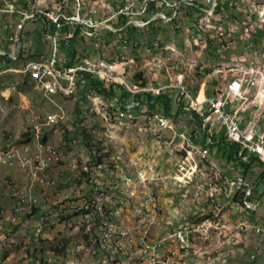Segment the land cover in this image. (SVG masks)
I'll return each instance as SVG.
<instances>
[{
	"label": "built area",
	"instance_id": "2783aa9c",
	"mask_svg": "<svg viewBox=\"0 0 264 264\" xmlns=\"http://www.w3.org/2000/svg\"><path fill=\"white\" fill-rule=\"evenodd\" d=\"M33 1L0 0V53L17 58L31 49H41L35 48L26 31L28 25L40 24L42 37L50 47V59H37L26 67L47 97H51L50 80L61 75L60 84H68V92L75 93L73 117L68 122L75 129L80 117H88L89 125L106 124L105 134H92L95 145L102 147L106 169H98L93 148H87L90 178L88 183H80L74 172V158L55 155L54 147L44 140V131L54 127L45 128L35 116V109L29 108V121L42 129L40 148L45 161L43 170H35L31 201L22 200L21 190L9 192L5 188L8 199H19V211L9 223L0 224V242L28 229L37 234V243L54 246L35 264L80 261L81 235L95 238L96 224L103 222V207L117 203L120 214L112 221L125 222L123 234L138 229L137 241L132 245L124 241L113 244L116 229L109 230V243H97L95 264H125L127 256L117 252V245L131 246L135 255L145 254L143 264L198 263L202 252L196 242L202 236L218 237L221 246L249 243L252 239L262 246L264 10L241 0H80V13L72 14V0H42L41 9H33ZM55 10H62V17H55ZM215 14H222V19L237 16L238 22L247 26V33H238L231 26L221 27ZM248 22H255V29H248ZM162 38L178 44L181 55L170 57L167 46H161ZM134 53H145V60L130 65V76H123L120 58ZM147 55H157V62L148 63ZM151 68H158V75H151ZM191 71L198 77L220 78H201L198 89H180L179 81ZM139 78L153 79V87L135 88ZM203 83L223 86L211 90L212 101L206 105L189 108V101L201 97ZM159 96L196 116L195 123H190L193 118L187 121L190 130L176 124L181 118H176L177 110L170 114L159 110L162 122L146 119L133 124L145 127L147 137L122 138L112 132L116 119L142 109H155L154 97ZM98 105H110L111 114L98 113ZM39 109L52 110L58 118V107ZM165 124H175L176 134L167 133ZM59 135L61 146L70 143ZM185 141L199 145V152L209 164L216 163L208 147L223 143L234 146L237 164L247 168L249 174L227 176L233 180V190L222 185L216 192H209L210 179L202 178L183 153ZM113 146H120L118 156H111ZM59 162H67V171L59 179L63 180L61 193L50 198L45 180H50ZM13 165L14 156L0 154V176L10 179ZM253 176L258 182L251 179ZM75 184H82V192H75ZM214 195H222L224 215L217 224H209ZM200 201L208 207L205 215L189 219L188 202L196 205ZM66 225H74V232H66ZM210 225H219L221 235L211 233ZM176 237H186L189 242L185 262H178ZM257 257L254 252L250 256L252 261Z\"/></svg>",
	"mask_w": 264,
	"mask_h": 264
},
{
	"label": "rangeland",
	"instance_id": "374dc122",
	"mask_svg": "<svg viewBox=\"0 0 264 264\" xmlns=\"http://www.w3.org/2000/svg\"><path fill=\"white\" fill-rule=\"evenodd\" d=\"M76 0L71 1V13L73 10H78L79 4H75ZM85 3H92V0H84ZM41 5V3H40ZM57 13V10H55ZM40 24L36 27L28 25L26 28L29 32L30 40L35 44V48H41L43 50L44 55L30 57L32 54L36 52H32L29 50L26 52V55L29 59H36L41 57H50V47L44 41L42 34L39 30ZM166 39V38H164ZM175 43H173L174 45ZM166 46V43H165ZM175 47L179 50L181 47L176 44ZM180 51V50H179ZM145 55V53H143ZM154 60L156 63V57L153 55H147ZM140 59H145L143 55L140 56ZM136 60V59H135ZM3 61V62H2ZM6 63H5V62ZM138 62V60H136ZM4 63V64H3ZM7 60H0V68L7 67ZM130 76V72H129ZM11 77V79H10ZM30 77H21L17 75L13 76H0L2 81L0 82V149L10 150L14 148H19L23 145L26 135L23 133L22 126L25 125L30 131L37 126L33 121H29V112L27 111L29 108L35 109V116L42 120V122H46V118L49 116H54L52 110H43L39 108H51L58 107V116L63 117L67 116L69 120H72L73 117V108L75 102V96L70 99H65L61 97L59 94L55 96H51L53 98H60L61 101L58 103V100L53 99L51 97H47L44 93L43 89H39V81L33 78L35 82V86L30 89V86L24 88V90L19 91L18 84ZM201 78L205 81L218 80L220 76H196L195 71L188 72L186 74V84L189 88H199L201 85ZM137 82V81H135ZM27 83V82H25ZM28 84H33L30 79H28ZM50 82V87H51ZM223 85L219 84H208L207 89L209 92L214 89H221ZM16 87V91L11 92L10 97L2 96V91H5L11 88ZM204 88V87H203ZM205 97H198V100H201ZM67 102V103H65ZM29 105V106H28ZM101 106V105H98ZM177 108L173 107V111H176ZM143 114V115H142ZM154 114H161L160 112H147L142 111L139 120L136 119L135 122H130L125 116L122 118H118L115 121V124L112 125V131L115 134H121L122 138L128 137L131 138H144L147 137V129L145 127H141L133 124H140L143 118L149 119L150 116ZM188 115H181V118L176 120V124L186 130H190L189 123L186 122ZM88 117H80L76 121V129L72 126V133L69 134V138L76 139L82 135L88 137L89 140H93L95 137L92 134H98L105 130L106 124H90L89 125ZM145 120H143L145 122ZM154 122H159L156 119H153ZM44 122V123H45ZM130 122V123H129ZM171 125V126H169ZM45 127V128H52ZM32 128V129H31ZM168 128V129H167ZM167 129V130H166ZM176 126L175 124H165V131L169 134H176ZM47 136L53 145H57L58 149L66 154H70L75 151V148L70 147V143H63L60 145V135L56 133V129H47ZM169 131V132H168ZM56 133V134H55ZM21 138V143L15 142L16 139ZM66 140V138H64ZM70 142L69 140H67ZM67 144V145H66ZM195 142L185 141L183 144V153L187 154V157L195 164L196 172L202 176L204 179H210L208 183V191L213 192L215 187L218 184L223 183L228 177H232L235 175H243L244 169L242 167L236 166L238 165L235 160V155L232 154L231 150L228 147L222 146L219 147H208L211 152V158L216 164H209L207 160L202 156L199 152V149H192L190 147L195 146ZM66 145V146H65ZM197 145V144H196ZM6 147V148H5ZM116 154H120V146H113L111 148V156ZM192 154V155H191ZM191 155V156H190ZM190 156V157H189ZM200 158V160H199ZM260 169L256 168L255 171ZM14 174H10V179L8 176H0V210L7 209L11 206V200L4 195L5 188H8V182L16 180L18 183H21L23 178L20 172H13ZM19 177L17 179L16 177ZM6 178V179H5ZM251 179L257 181V177L253 176ZM223 180V181H222ZM258 182V181H257ZM5 185V186H4ZM200 204L194 205L193 202H188L187 208L189 209L188 218L192 219L195 217H201L205 215V211L208 210V207L200 201ZM115 203H112L109 208L117 207ZM120 208V206H118ZM117 209V208H116ZM120 214V209H117ZM211 210L209 213V220L213 218L216 207H213V202L211 199ZM118 214V215H119ZM262 215V213H261ZM223 216V215H222ZM114 218V217H113ZM116 218V217H115ZM118 218V217H117ZM117 222L121 228L117 231V234L113 232L112 234V242L113 244H120L121 242L125 245H132L133 242L137 241L138 238V229H130L127 233L123 234V230L125 229L124 221H115ZM123 224V225H122ZM70 225H67L66 232H74V228H69ZM74 227V225H72ZM219 228V225H218ZM97 231L96 234L107 235L110 238L109 227L105 225V228L101 232ZM122 232V233H121ZM210 232L214 233V235H218V231L216 228L210 227ZM95 234V238L91 236V234H83L81 235V245H83V253L79 255L80 261H70V264H95V261L98 257V248L97 243L100 244H108L101 243V241L96 240L97 235ZM119 235V236H118ZM118 239V240H117ZM117 240V241H116ZM129 240V242H128ZM95 243V244H94ZM221 242L217 241V237L210 236H202L199 239L197 244V249L202 252V256L198 264H264V243L262 246L256 244V240L252 239L249 243H226L221 246L219 244ZM256 245L259 246L256 249ZM123 246V247H122ZM54 246L48 245L46 243H37V234L30 232L28 229H21L19 233L9 238L8 242L0 243V264H35V261L41 257L47 256V254L53 249ZM117 252H124L125 256V264H143L144 262L141 260L140 254L135 255V250L131 246L117 245ZM129 249V250H128ZM121 250V251H120ZM257 253L258 257L255 261H252L250 256L252 253ZM135 255V256H134ZM116 264H123V261H116ZM195 264V263H194Z\"/></svg>",
	"mask_w": 264,
	"mask_h": 264
},
{
	"label": "bare ground",
	"instance_id": "6f19581e",
	"mask_svg": "<svg viewBox=\"0 0 264 264\" xmlns=\"http://www.w3.org/2000/svg\"><path fill=\"white\" fill-rule=\"evenodd\" d=\"M241 1H250L251 6L257 9L264 10V0H241ZM41 2L42 0H34L33 9H41V5H40ZM77 3L79 4V8L78 10H74L72 14L80 13V0H76V4ZM55 17H62V10H57V13H55ZM215 21H221V27L231 26V29L236 30V32L238 33H247V26L243 25V22H238L237 16H224L222 19V14H215ZM248 29H255V22H248ZM168 44L166 43V46H167V50H170V57H178V55H181V49H179L180 50L179 51L175 47L176 43L174 45L171 44L172 46H168ZM161 46H165V43L163 41L161 43ZM153 56L156 57V62H157V55H153ZM37 59L49 60L50 57L29 59V57L26 55L25 52L24 54H21L17 58H9L3 56L2 53H0V60L8 61L7 67L2 66L3 68H0V76L17 75L25 78L30 75V69H28L26 66ZM135 64H136V60L134 58H130V57L120 58V67H122L123 76H129L130 65H135ZM50 82L52 84L50 87L51 96H55L59 94L61 97H64L65 99H70L75 96V93L68 92V84H60L61 75H54V80H50ZM146 87H153V85L149 83L147 84V82L145 83L144 80H140V81L138 80V84L137 82H135V88H146ZM179 88L183 90H191L189 86L186 84L185 79H181L179 81ZM210 101H212V97H205L201 100H192L189 101V108H198L199 105H206ZM142 111L143 110L135 112L134 114L124 115V116L128 120H130V122H135L136 119L139 120ZM98 113L111 114V106L110 105L98 106ZM144 117H149V119L151 120L156 119L159 122H162L161 114H154ZM143 120L145 119L143 118ZM143 120L142 122H144ZM68 122H70L69 118L64 115L63 117L58 116V118H54V116H49L48 118H46L44 127L53 126L54 129H56V133L62 134L63 137L66 138V140H69L70 143L74 145V146L70 145L71 148H75L74 152L70 154H66L61 150H59L58 149L59 147L57 145L56 146L53 145L52 142L50 141L49 137L47 136V131L44 132V140H48L50 147H54L55 155H62V157L74 158V172L78 173L79 182L88 183L90 178V162L88 161L87 148H93V161L97 162L98 169H106V157L103 156L101 145H95V138L93 140H89L87 136L82 135L80 137H77L76 139L74 138L70 139L68 136L69 134L72 133V126L71 124H68ZM22 130L23 133L26 135V138L24 140L25 143H23V145L20 146L19 148H14L10 150L0 149V154H8L14 156L13 172L14 171L20 172L23 178L21 183H18L16 180L9 181L7 185L9 192H16L21 190L22 200L31 201L32 194L34 192L35 170H43V162L45 161V153H43L40 148L42 146V129H38V126H36L30 131V129H28L27 127H25V125H23ZM105 132H106V125H105V130L98 134H105ZM83 144L86 147H83ZM190 148L199 149V145L195 144L194 147H190ZM201 154L205 158V160H207L206 156L203 153ZM116 156H118V154H116ZM66 171H67V162H59V165H57L56 167V171L51 173L50 180H45V187H50V198H57L61 193V187H63V180H59V179H62V176L64 173H66ZM222 185L226 190H233V180L226 179L223 183L218 184L217 187H215V189L213 190V192L219 190V188ZM75 192H82V184H75ZM211 199L213 202V207H216V210L213 218L209 220V224H217L220 221V218H222V215H224V202H222V195H214V197ZM111 204L112 203H110V205ZM115 204L117 205V203ZM116 208L120 209L118 206L113 208H109L108 206L103 207V211H102L103 222H98L96 224V231H100V230L103 231L106 225L109 227V230L116 229L115 233L117 234V231L121 228V226L119 225L120 223L118 224L117 222L112 221V218L113 217L117 218L119 214ZM18 211H19V199H12L11 206L9 208L0 210V224H7L10 222L11 218H16ZM210 227L216 228V230L218 231V235H221V228H218V225H210ZM69 228H74V227L70 225ZM108 234H110V232ZM96 235H97L96 240L98 241L100 240L101 243H108L110 241V238H108L107 235H100L99 233ZM8 240H3L0 243H6L8 242ZM217 241H219L218 237H217ZM176 248L179 253L178 262H185V254L189 250V242L187 238L176 237ZM140 256H141V260L145 263L146 255L140 254ZM155 264H164V263H155Z\"/></svg>",
	"mask_w": 264,
	"mask_h": 264
},
{
	"label": "trees",
	"instance_id": "16d2710c",
	"mask_svg": "<svg viewBox=\"0 0 264 264\" xmlns=\"http://www.w3.org/2000/svg\"><path fill=\"white\" fill-rule=\"evenodd\" d=\"M36 56H39V55L36 54V53H34V54H32L30 57H36ZM40 56H42V55H40ZM10 63H12V62H10ZM10 79H11V78H10ZM28 79H30V80L32 81L33 84H28ZM21 81H24V82L18 84V89H19V91L24 90L23 87L27 88V87L30 86V89H31L32 87L35 86V82L33 81V78H32L31 76L28 77V78H26V79H23V80H21ZM25 82H27V83H25ZM27 89H28V88H27ZM149 98H150V97H149ZM149 100H150V99H149ZM149 100H147L146 102H150ZM154 100H155V104L153 105V108H155V109H148L149 111H151V112H152V111H157V112H161V111H163V112H165L166 114H170V113L173 111V106H172V104H170V101H168V100L166 99V97H163V96L154 97ZM159 110H161V111H159ZM182 114H184V115H188V116H187L188 118H193V119H190V123H192V124L195 123V118H196V116H195L193 113L188 114V112L183 111V110H180V109H177V116H176V118L180 117ZM194 129H196V126H194ZM15 142H17V143H21V142H22V141H21V138L16 139ZM222 146L228 147V148L231 150V152H232L233 155H234L235 151L237 150L234 146H227L226 143H223L222 145H220V146H218V147L221 148ZM5 148H6V147H5ZM235 160H236V159H235ZM236 163H237V162H236ZM236 166H239V167H240V165H236ZM242 169H244V175H245V176L249 174L247 168L245 169L244 167H242ZM262 178H263V177H260L259 180H261ZM261 184H262V188H263V190H264V180L262 181Z\"/></svg>",
	"mask_w": 264,
	"mask_h": 264
},
{
	"label": "crops",
	"instance_id": "0c3cea01",
	"mask_svg": "<svg viewBox=\"0 0 264 264\" xmlns=\"http://www.w3.org/2000/svg\"><path fill=\"white\" fill-rule=\"evenodd\" d=\"M42 3V2H41ZM75 4H76V2H75ZM74 11V10H73ZM72 11V12H73ZM166 40V41H165ZM162 41L164 42V43H169V39L168 38H166V39H164V38H162L161 39V43H162ZM171 44H173V43H169L168 44V46H172ZM32 52L34 51V52H36V54H38L39 56L40 55H44V53H43V50L42 49H32L31 50ZM141 55H143L144 56V58H145V55L143 54V53H134V54H132L131 56H130V58H134V59H136V60H138V62H136V64L137 63H143V61L145 60V59H140V56ZM38 56V57H39ZM147 62L148 63H155L154 62V60L153 59H151L150 57H147ZM151 75H158V68H151ZM11 78V77H10ZM139 81L140 80H144V82L146 83L147 82V84L149 83V84H152L153 85V79H150V78H139L138 79ZM138 80H137V84H138ZM2 81V79H0V82ZM208 84L209 83H203V91H201V96L202 97H212V94H209V93H211V91L209 92V89H207V86H208ZM11 92H12V90H11V88L9 89V91H8V89L6 90V92L5 91H2V96H4L5 98L6 97H10V94H11ZM142 110H144V111H147V112H151V111H149L148 109H142ZM189 120V118H187V120H186V122ZM192 155V154H191ZM190 155V156H191ZM189 156V157H190ZM17 179H19V177L17 176L16 177ZM227 179H231V178H227ZM195 264H198V263H195Z\"/></svg>",
	"mask_w": 264,
	"mask_h": 264
}]
</instances>
